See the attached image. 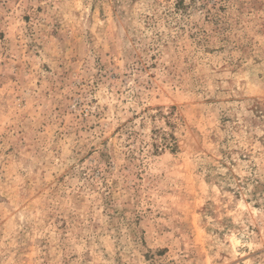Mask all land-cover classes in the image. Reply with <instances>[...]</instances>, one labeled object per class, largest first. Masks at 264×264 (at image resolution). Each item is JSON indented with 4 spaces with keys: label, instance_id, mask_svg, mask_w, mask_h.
<instances>
[{
    "label": "rangeland",
    "instance_id": "obj_1",
    "mask_svg": "<svg viewBox=\"0 0 264 264\" xmlns=\"http://www.w3.org/2000/svg\"><path fill=\"white\" fill-rule=\"evenodd\" d=\"M0 264H264V0H0Z\"/></svg>",
    "mask_w": 264,
    "mask_h": 264
}]
</instances>
